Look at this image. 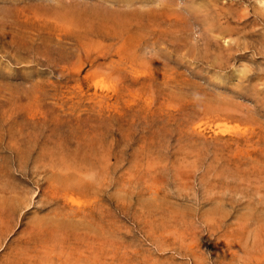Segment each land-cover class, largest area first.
Wrapping results in <instances>:
<instances>
[{"label":"rangeland","instance_id":"374dc122","mask_svg":"<svg viewBox=\"0 0 264 264\" xmlns=\"http://www.w3.org/2000/svg\"><path fill=\"white\" fill-rule=\"evenodd\" d=\"M0 264H264V0H0Z\"/></svg>","mask_w":264,"mask_h":264}]
</instances>
